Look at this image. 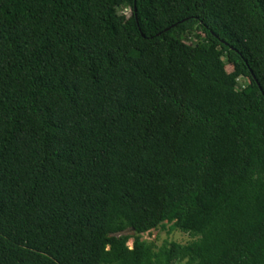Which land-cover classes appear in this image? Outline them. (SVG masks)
I'll return each instance as SVG.
<instances>
[{"label":"trees","instance_id":"obj_1","mask_svg":"<svg viewBox=\"0 0 264 264\" xmlns=\"http://www.w3.org/2000/svg\"><path fill=\"white\" fill-rule=\"evenodd\" d=\"M0 264H264V0H0Z\"/></svg>","mask_w":264,"mask_h":264},{"label":"rangeland","instance_id":"obj_2","mask_svg":"<svg viewBox=\"0 0 264 264\" xmlns=\"http://www.w3.org/2000/svg\"><path fill=\"white\" fill-rule=\"evenodd\" d=\"M123 14H125L127 17L131 16V10L123 11ZM232 70V67L230 65H227V71L230 72ZM172 225L168 224L167 228H159L157 230H153L149 233H146L142 235L143 241L153 242L158 247L163 246L166 243L170 242H176L179 244H187L191 241H193V238L178 230H172ZM129 247H133V240H130L128 243Z\"/></svg>","mask_w":264,"mask_h":264}]
</instances>
